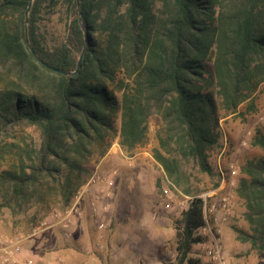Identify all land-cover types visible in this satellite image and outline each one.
I'll return each instance as SVG.
<instances>
[{
  "label": "trees",
  "instance_id": "16d2710c",
  "mask_svg": "<svg viewBox=\"0 0 264 264\" xmlns=\"http://www.w3.org/2000/svg\"><path fill=\"white\" fill-rule=\"evenodd\" d=\"M59 11L63 34L46 36L47 15ZM31 46L71 74L40 63ZM262 85L264 0H0V158L13 154L0 172V207L67 209L91 159L116 137L125 152L144 145L153 115L161 126L152 156L164 174L156 186L165 180L191 193L184 167L192 163L216 176L215 187L208 157L222 146L219 120L256 112ZM22 127L37 138L6 140ZM250 143L263 152L238 167L233 195L247 228H233L262 252L264 132L254 131ZM202 203L194 196L174 219L168 264H209L194 254Z\"/></svg>",
  "mask_w": 264,
  "mask_h": 264
},
{
  "label": "rangeland",
  "instance_id": "374dc122",
  "mask_svg": "<svg viewBox=\"0 0 264 264\" xmlns=\"http://www.w3.org/2000/svg\"><path fill=\"white\" fill-rule=\"evenodd\" d=\"M61 13L59 11L47 15V28L50 34L46 36L52 38L53 35L63 34L64 20ZM255 97L256 112L244 116L233 113L219 120L220 130L229 140V148L223 154V162L226 164L235 162L239 166L245 158L263 152L251 145L250 139L254 131L264 132V85L260 87ZM148 126L146 142L132 152H125L116 137L104 155H107L106 158L103 156L91 159L88 165L90 176L95 169L98 174L115 176L113 195L107 198L108 200L104 199L102 204L106 208H101L97 204V211L90 213L88 207L78 205V202L75 204L78 193L71 205L63 211L53 208L46 213V209L36 205L12 213L10 208L0 207V233L10 238H24L22 246L27 248V255L46 264H57L58 250L61 247L75 250L77 255L73 264H118L117 257L112 261L106 259L105 254L109 253V246L94 244L95 240H89V235L84 232L83 223H94L98 226L103 222L104 227L101 228L103 232L113 224L133 227L142 224L145 229L139 231L141 235L136 245L139 257L135 263L168 264V261L175 258L174 219L180 217L194 196H199L211 187L216 176L199 171L191 163L184 169L192 192L185 194L179 186L174 185L168 187V195L164 194L165 180L162 181L161 187L155 184L157 178L163 179V170L152 156V148L157 145L156 131L161 126L160 118L157 115L151 116ZM26 137L35 139L37 132L31 127L18 128L12 135H6V140L22 143ZM217 149L218 147L212 148L209 152L208 160L213 168L216 166L219 152ZM10 155L13 154L8 153L4 158H0V172L11 161ZM86 194L83 197H88ZM233 203V215L228 222L221 225V244L227 263L264 264V250L262 252L251 250L248 242H241L237 238L233 227L247 228V222L242 215L244 208L241 200L233 198ZM92 217L96 218L95 222ZM68 223L72 229L67 228ZM72 242H76L77 245ZM88 242L89 245H86ZM194 254L198 255V250L194 249ZM201 260L205 261V258ZM120 261L122 263L123 260ZM129 263L132 264V260Z\"/></svg>",
  "mask_w": 264,
  "mask_h": 264
},
{
  "label": "built area",
  "instance_id": "2783aa9c",
  "mask_svg": "<svg viewBox=\"0 0 264 264\" xmlns=\"http://www.w3.org/2000/svg\"><path fill=\"white\" fill-rule=\"evenodd\" d=\"M221 143L222 146L219 148L216 166H214V170L219 177V184L197 196L203 199L204 222L196 232L197 235L202 237V240L195 243L194 247L198 250V256L205 258L204 262L209 264H228L221 244V225L228 222L233 215V188L237 185L239 174V166L235 162H228L227 164L223 162V154L229 148V140L225 134H222ZM99 175L97 169H95L90 176V180L85 182L78 192L75 204L87 193L86 185ZM108 185L111 186L112 183L109 182ZM163 192L169 194L167 185L164 187ZM110 193V189L106 190L105 197H110ZM97 200L98 198L94 197L88 204L91 213L97 211ZM98 227L103 228V222H100ZM68 235L70 236L71 233L69 232ZM23 239L21 237L10 238L0 233V264H46L40 259L29 257L27 254L24 255Z\"/></svg>",
  "mask_w": 264,
  "mask_h": 264
},
{
  "label": "crops",
  "instance_id": "0c3cea01",
  "mask_svg": "<svg viewBox=\"0 0 264 264\" xmlns=\"http://www.w3.org/2000/svg\"><path fill=\"white\" fill-rule=\"evenodd\" d=\"M107 156V155H106ZM106 156H104L106 158ZM90 180V177L88 181ZM86 181V182H88ZM111 182L112 185L109 186L108 183ZM115 181V176H105L99 175L95 177L91 182L86 185L87 196L82 197L78 200V205L81 204L84 207H88L90 200L94 197H97L98 200L96 204H99V207L103 208L104 199L108 200L105 197V191L110 189V197L113 195V185ZM109 198V197H108ZM106 208V207H104ZM89 209V208H88ZM90 212V210H89ZM91 213V212H90ZM95 222V217H92ZM66 223V222H65ZM68 229H72L70 223H68ZM84 232L89 235V240H95L94 244H103V246H109V253L105 254L106 259L108 258L110 261L114 260L116 257L119 259L118 264H131L129 261L132 260V264H136L135 260L137 259L138 254L137 250V239L139 237L140 232L144 231L145 227L141 224L136 226H115L114 224L105 232L101 230L94 223H83ZM140 231V232H139ZM25 242V241H24ZM79 243V242H78ZM72 244L77 245L76 242H72ZM92 242H90V245ZM81 245V244H78ZM85 245V244H84ZM89 245V242L86 244ZM108 249V248H107ZM24 255L28 254L27 248L23 249ZM76 252L72 248L61 247L58 250V262L57 264H73L74 257L76 256ZM35 258V257H34ZM120 260H123L122 263Z\"/></svg>",
  "mask_w": 264,
  "mask_h": 264
},
{
  "label": "water",
  "instance_id": "95a60500",
  "mask_svg": "<svg viewBox=\"0 0 264 264\" xmlns=\"http://www.w3.org/2000/svg\"><path fill=\"white\" fill-rule=\"evenodd\" d=\"M29 9H30V4L28 5V11H29ZM25 23L27 24V17H26V19H25ZM84 37L86 38V31H85V33H84ZM30 48H31L30 51H31V53L33 54V56H36V54H35V52H34V48H33L32 46H31ZM84 49H85V45H84V47H83V50H84ZM36 57H37V56H36ZM37 58H38V61H39L40 63L44 64V65H45L46 67H48V68H51L52 71L59 72V73H63V74H71V72L68 71V70H63V69H61V68L54 67V66H52L51 64H49V63L43 61V59H41V58H39V57H37ZM80 63H81V55H80L79 58H78V65H77V69H76V70L79 69ZM76 70H75V71H76Z\"/></svg>",
  "mask_w": 264,
  "mask_h": 264
}]
</instances>
